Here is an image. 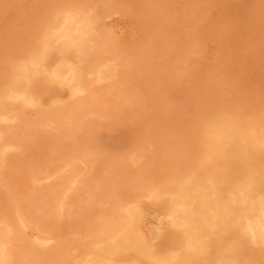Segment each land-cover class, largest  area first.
I'll return each mask as SVG.
<instances>
[{
  "label": "rangeland",
  "instance_id": "1",
  "mask_svg": "<svg viewBox=\"0 0 264 264\" xmlns=\"http://www.w3.org/2000/svg\"><path fill=\"white\" fill-rule=\"evenodd\" d=\"M263 14L264 0H0V264H263L246 230L264 221Z\"/></svg>",
  "mask_w": 264,
  "mask_h": 264
},
{
  "label": "bare ground",
  "instance_id": "2",
  "mask_svg": "<svg viewBox=\"0 0 264 264\" xmlns=\"http://www.w3.org/2000/svg\"><path fill=\"white\" fill-rule=\"evenodd\" d=\"M17 1V0H16ZM29 1V0H28ZM39 1V0H38ZM89 1H91V0H89ZM170 1V0H169ZM172 1V0H171ZM179 1V0H178ZM200 1V0H199ZM205 1V0H204ZM240 1V0H239ZM246 1V0H245ZM14 2H15V0H14ZM32 2H33V0H32ZM45 2V1H44ZM84 2V1H83ZM122 2V1H121ZM208 2V1H207ZM237 2V1H236ZM249 2V1H248ZM261 2V1H260ZM19 3V2H18ZM20 3H21V1H20ZM31 3V2H30ZM53 3V2H52ZM67 3V2H66ZM79 3V2H78ZM95 3V2H94ZM99 3V2H98ZM101 3H102V1H101ZM170 3V2H169ZM189 3V2H188ZM202 3V2H201ZM222 3V2H221ZM243 3V2H242ZM254 3H256L255 1H254ZM253 3V4H254ZM36 4H37V2H36ZM45 4V3H44ZM60 4V3H59ZM73 4H75V3H73ZM174 4H175V2H174ZM180 4V3H179ZM185 4H187V3H185ZM229 4V3H228ZM228 4H226V5H228ZM237 4H239V3H237ZM252 4V3H251ZM259 4H261V3H259ZM95 5V4H94ZM100 5V4H99ZM116 5V4H115ZM141 5V4H140ZM160 5V4H159ZM168 5V4H167ZM170 5H171V3H170ZM219 5V4H218ZM226 5H225V7H226ZM233 5V4H232ZM19 6H20V4H19ZM72 6V5H71ZM81 6V5H80ZM166 6V5H165ZM164 6V7H165ZM186 6V5H185ZM230 6V5H229ZM256 6V5H255ZM52 7V6H51ZM62 7H63V5H62ZM85 7V6H84ZM91 7V6H90ZM92 7H94V6H92ZM96 7V6H95ZM167 7V6H166ZM168 7H169V5H168ZM250 7V6H249ZM256 7H258V6H256ZM256 7H255V9H256ZM47 8V7H46ZM64 8V7H63ZM71 8V7H70ZM69 8V9H70ZM171 8V7H170ZM182 8H183V5H182ZM181 8V9H182ZM186 8H187V6H186ZM16 9H17V7H16ZM58 9V8H57ZM67 9V8H66ZM114 9V8H113ZM206 9V8H205ZM236 9V8H235ZM254 9V8H253ZM254 9V10H255ZM118 10V9H117ZM210 10V9H209ZM228 10V9H227ZM252 10V9H251ZM11 11V10H10ZM81 11H83V10H81ZM99 11H101V9L99 10ZM127 11V10H126ZM164 11V10H163ZM171 11V10H170ZM174 11V10H173ZM178 11V10H177ZM176 11V12H177ZM183 11V10H182ZM206 11V10H205ZM233 11V10H232ZM237 11V10H236ZM248 11V10H247ZM65 12V11H64ZM67 12V11H66ZM103 12V11H102ZM122 12V11H121ZM125 12V11H124ZM218 12V11H217ZM249 12V11H248ZM83 13V12H82ZM99 13V12H98ZM167 13H168V10H167ZM179 13V12H178ZM181 13V12H180ZM12 14V13H11ZM59 14V13H58ZM105 14V13H104ZM166 14V13H165ZM208 14V13H207ZM216 14V13H215ZM224 14V13H223ZM226 14V13H225ZM229 14V13H228ZM227 14V15H228ZM230 14H231V12H230ZM244 14V13H243ZM44 15V14H43ZM103 15V14H102ZM112 15V14H111ZM167 15V14H166ZM182 16H183V14H181ZM218 15V14H217ZM264 15V14H263ZM161 16V15H160ZM173 16V15H172ZM214 16V15H213ZM226 16V15H225ZM224 16V17H225ZM238 16H240V15H238ZM17 17V16H16ZM54 17V16H53ZM103 17V16H102ZM222 17V16H221ZM245 17V16H244ZM36 18V17H35ZM109 18H110V16H109ZM168 18V17H167ZM181 18H183V17H181ZM6 19V18H5ZM237 19V18H236ZM245 19V18H244ZM247 19V18H246ZM32 20V19H31ZM35 20V19H34ZM105 20V19H104ZM107 20V19H106ZM206 20V19H205ZM202 21H204V20H202ZM217 21V20H216ZM246 21V20H245ZM251 21V20H250ZM100 22H102V21H100ZM144 22V21H143ZM161 22V21H160ZM165 22V21H164ZM218 22V21H217ZM223 22V21H222ZM230 22V21H229ZM240 22V21H239ZM34 23V22H33ZM108 23V22H107ZM157 23V22H156ZM155 23V24H156ZM167 23V22H166ZM186 23V22H185ZM199 23V22H198ZM224 23V22H223ZM106 24V23H105ZM111 24V23H110ZM159 24V23H158ZM165 24V23H164ZM169 24V23H168ZM211 24V23H210ZM213 24V23H212ZM217 24V23H216ZM242 24V23H241ZM245 24V23H244ZM132 25H134V23L132 24ZM154 25V24H153ZM183 25V24H182ZM240 25V24H239ZM241 26V25H240ZM243 26V25H242ZM154 27V26H153ZM152 26H151V28H153ZM158 28H159V26H157ZM176 27V26H175ZM249 27V26H248ZM165 28V27H164ZM189 28V27H188ZM208 28V27H207ZM241 28H243V27H241ZM14 29V28H13ZM108 29V28H107ZM136 29V28H135ZM167 29V28H166ZM168 29H169V27H168ZM167 29V30H168ZM203 29V28H202ZM244 30V29H243ZM24 31V30H23ZM119 31V30H118ZM166 31V30H165ZM196 31V30H195ZM2 32V31H1ZM22 32V31H21ZM110 32V31H109ZM115 32V31H114ZM169 32V31H168ZM168 32H165V33H168ZM176 32V31H175ZM244 32V31H243ZM246 32V31H245ZM10 33V32H9ZM160 33V32H159ZM170 33V32H169ZM178 33V32H177ZM224 33V32H223ZM264 33V32H263ZM102 34V33H101ZM213 34V33H212ZM247 34V33H246ZM252 34V33H251ZM12 35V34H11ZM173 35H174V33H173ZM178 35V34H177ZM191 35V34H190ZM18 36V35H17ZM129 36V35H128ZM219 36H221V35H219ZM247 36V35H246ZM21 37V36H20ZM106 37V36H105ZM115 37V36H114ZM151 37V36H150ZM157 37V36H156ZM165 37V36H164ZM163 37V38H164ZM231 37H232V35H231ZM245 37V36H244ZM104 38V37H103ZM194 38V37H193ZM220 38V37H219ZM17 39V38H16ZM23 39V38H22ZM25 39V38H24ZM36 39V38H35ZM87 39V38H86ZM106 39V38H105ZM138 39V38H137ZM152 39V38H151ZM165 39V38H164ZM180 39V38H179ZM209 39V38H208ZM256 39V38H255ZM259 39V38H258ZM103 40V39H102ZM101 40V41H102ZM127 40V39H126ZM131 40V39H130ZM150 40V39H149ZM148 40V41H149ZM156 40H158V39H156ZM171 40V39H170ZM137 41V40H136ZM163 41V40H162ZM167 41V40H166ZM169 41V40H168ZM195 41V40H194ZM250 41V40H249ZM261 41V40H260ZM113 42V41H112ZM132 42V41H131ZM151 42V41H150ZM177 42V41H176ZM183 42V41H182ZM225 42V41H224ZM251 42V41H250ZM90 43V42H89ZM106 43V42H105ZM116 43V42H115ZM159 43H160V41H159ZM235 43V42H234ZM99 45H100V43H98ZM98 44H97V46H98ZM162 44H163V42H162ZM167 43H165V45H166ZM172 44V43H171ZM175 44H177V43H175ZM211 44V43H210ZM224 44V43H223ZM226 44V43H225ZM111 45V44H110ZM110 45L108 46V47H110ZM115 45V44H114ZM113 45V46H114ZM130 45V44H129ZM136 45V44H135ZM151 45H152V42H151ZM164 45V44H163ZM177 45H179V43L177 44ZM250 45V44H249ZM255 45V44H254ZM13 46V45H12ZM124 46V45H123ZM143 46V45H142ZM150 46V45H149ZM162 46V45H161ZM169 46V45H168ZM174 46V45H173ZM185 46V45H184ZM144 47V46H143ZM147 47V46H146ZM188 47V46H187ZM116 48V47H115ZM137 48V47H136ZM156 48V47H155ZM162 48H164L163 46H162ZM165 48H166V46H165ZM170 48V47H169ZM182 48V47H181ZM209 48V47H208ZM239 48V47H238ZM248 48V47H247ZM122 49V48H121ZM142 49V48H141ZM167 49V48H166ZM173 49V48H172ZM179 49V48H178ZM184 49V48H183ZM149 50V49H148ZM161 50V49H160ZM165 50V49H164ZM171 50V49H170ZM245 50V49H244ZM5 51V50H4ZM3 51V52H4ZM74 51V50H73ZM97 51V50H96ZM122 51H124V50H122ZM131 51V50H130ZM138 51V50H137ZM150 51V50H149ZM152 51V50H151ZM169 51V50H168ZM180 51H181V49H180ZM191 51V50H190ZM248 51H250V50H248ZM247 51V52H248ZM256 51V50H255ZM254 51V52H255ZM95 52V51H94ZM101 52V51H100ZM99 52V53H100ZM128 52V51H127ZM132 52V51H131ZM145 52V51H144ZM163 52V51H162ZM170 52V51H169ZM179 52V51H178ZM182 52V51H181ZM192 52H194V51H192ZM196 52V51H195ZM96 53V52H95ZM115 53V52H114ZM118 53V52H117ZM147 53V52H146ZM161 53V52H160ZM221 53V52H220ZM97 54V53H96ZM129 54V53H128ZM139 54V53H138ZM190 54V53H189ZM193 54V53H192ZM229 54V53H228ZM234 54V53H233ZM82 55V54H81ZM111 55V54H110ZM117 55V54H116ZM122 55V54H121ZM124 55V54H123ZM131 55V54H130ZM132 55H135V54H132ZM145 55V54H144ZM149 55V54H148ZM167 55V54H166ZM170 55V54H169ZM258 55V54H257ZM261 55V54H260ZM84 56V55H83ZM96 56V55H95ZM104 56V55H103ZM126 56V55H125ZM128 56V55H127ZM210 56V55H209ZM220 56V55H219ZM5 57V56H4ZM99 57H101V56H99ZM104 57H106V56H104ZM108 57V56H107ZM129 57V56H128ZM140 57V56H139ZM143 57V56H142ZM166 57H168V56H166ZM170 57V56H169ZM186 57V56H185ZM189 57V56H188ZM1 58V57H0ZM119 58V57H118ZM130 58V57H129ZM141 58V57H140ZM144 58V57H143ZM150 58V57H149ZM171 58V57H170ZM232 58V57H231ZM230 58V59H231ZM94 59V58H93ZM98 59V58H97ZM100 59H102V58H100ZM127 59V58H126ZM137 59V58H136ZM136 59H134V60H136ZM152 59V58H151ZM150 59V60H151ZM155 59V58H154ZM207 59V58H206ZM211 59V58H210ZM225 59V58H224ZM244 59V58H243ZM71 60V59H70ZM82 60V59H81ZM106 60H107V58H106ZM112 60V59H111ZM118 60H120V59H118ZM168 60V59H167ZM171 60V59H170ZM188 60V59H187ZM253 60V59H252ZM91 61H92V58H91ZM95 61V60H94ZM99 61V60H98ZM114 61V60H113ZM125 61V60H124ZM140 61V60H139ZM146 61V60H145ZM163 61V60H162ZM189 61V60H188ZM200 61V60H199ZM233 61V60H232ZM142 62V61H141ZM152 62V61H151ZM206 62V61H205ZM212 62V61H211ZM229 62V61H228ZM234 62V61H233ZM242 62V61H241ZM93 63V62H92ZM102 63V62H101ZM100 63V64H101ZM120 63H121V61H120ZM143 63H145V62H143ZM147 63V62H146ZM154 62H152V64H153ZM163 63V62H162ZM209 63V62H208ZM238 63H239V60H238ZM251 63V62H250ZM254 63V62H253ZM252 63V64H253ZM91 64V63H90ZM130 64V63H129ZM157 64V63H156ZM171 64V63H170ZM187 64V63H186ZM185 64V65H186ZM255 64V63H254ZM95 65V64H94ZM116 65V64H115ZM140 65H142V64H140ZM162 65V64H161ZM161 65H159V66H161ZM184 65V64H183ZM198 65V64H197ZM90 66H93L92 64L90 65ZM139 66V65H138ZM144 66V65H143ZM163 66V65H162ZM175 66V65H174ZM180 66V65H179ZM190 66V65H189ZM224 66V65H223ZM240 66V65H239ZM238 66V67H239ZM156 67V66H155ZM85 68H86V65H85ZM89 68V67H88ZM133 68H134V66H133ZM145 68V67H144ZM157 68V67H156ZM159 68V67H158ZM182 68V67H181ZM256 68V67H255ZM95 69V68H94ZM122 69V68H121ZM132 69V68H131ZM88 70V69H87ZM136 70H138V69H136ZM152 70H155V68L154 69H152ZM174 70V69H173ZM173 70H172V72H173ZM219 70V69H218ZM234 70V69H233ZM119 71V70H118ZM125 71V70H124ZM238 71V70H237ZM242 71V70H241ZM153 72V71H152ZM168 72V71H167ZM198 72L199 71H197L196 73H197V75H198ZM231 72V71H230ZM234 72V71H233ZM105 73V72H104ZM142 73V72H141ZM169 73V72H168ZM171 73V72H170ZM209 73V72H208ZM87 74V73H86ZM94 74H95V72H94ZM144 74V73H143ZM119 75V74H118ZM135 75V74H134ZM134 75H132V77L134 76ZM145 75V74H144ZM149 75V74H148ZM160 75V74H159ZM174 75V74H173ZM173 75H171V76H173ZM239 75H241V74H239ZM146 76V75H145ZM152 76H153V74H152ZM177 76V75H176ZM86 77V76H85ZM107 77H108V75H107ZM141 77V76H140ZM163 77V76H162ZM164 77H166V76H164ZM163 77V78H164ZM119 78V77H118ZM128 78H130V77H128ZM127 78V79H128ZM145 78V77H144ZM175 78V77H174ZM195 78H197V77H195ZM93 79V78H92ZM126 79V78H125ZM90 80V79H89ZM111 80V79H110ZM145 80V79H144ZM148 80V79H147ZM87 81V80H86ZM92 81V80H91ZM95 81H96V79H95ZM114 81V80H113ZM192 81V80H191ZM202 81V80H201ZM235 81V80H234ZM248 81V80H247ZM132 82H134V80L132 81ZM151 82V81H150ZM156 82V81H155ZM5 83V82H4ZM35 83V82H34ZM88 83V82H87ZM109 83H110V81H109ZM119 83V82H118ZM137 83V82H136ZM142 83V82H141ZM140 83V84H141ZM157 83V82H156ZM159 83V82H158ZM161 83V82H160ZM242 83V82H241ZM89 84V83H88ZM93 84V83H92ZM123 84V83H122ZM131 84H133V83H131ZM151 84V83H150ZM149 84V85H150ZM46 85V84H45ZM135 85V84H134ZM155 85V84H154ZM153 85V86H154ZM156 85H158V84H156ZM160 85V84H159ZM34 86V85H33ZM133 86V85H132ZM139 86V85H138ZM203 86V85H202ZM214 86V85H213ZM228 86V85H227ZM246 86V85H245ZM35 87H36V85H35ZM49 87V86H48ZM57 87V86H56ZM84 87V86H83ZM96 87V86H95ZM114 87H116V86H114ZM119 87V86H118ZM122 87V86H121ZM2 88V87H1ZM0 88V89H1ZM37 88V87H36ZM135 88V87H134ZM142 88V87H141ZM229 88H231V87H229ZM236 88V87H235ZM92 89V88H91ZM124 89H125V87H124ZM123 89V90H124ZM127 89V88H126ZM129 89V88H128ZM131 89V88H130ZM136 90V89H135ZM161 90V89H160ZM219 90H220V88H219ZM225 90V89H224ZM29 91V90H28ZM34 91H35V89H34ZM98 91H99V89H98ZM115 91H116V89H115ZM125 91H127V90H125ZM132 91V90H131ZM159 91V90H158ZM209 91V90H208ZM241 91V90H240ZM36 92V91H35ZM88 92H90V91H88ZM124 92V91H123ZM136 92H138V91H136ZM230 92V91H229ZM233 92V91H232ZM5 93V92H4ZM91 93V92H90ZM117 93V92H116ZM127 93H128V91H127ZM140 93V92H139ZM157 93V92H156ZM166 93V92H165ZM247 93V92H246ZM147 94V93H146ZM159 94H161V92L159 93ZM1 95V94H0ZM42 95V94H41ZM102 95V94H101ZM136 95V94H135ZM144 95V94H143ZM165 95V94H164ZM262 95V94H261ZM49 96V95H48ZM92 96H93V94H92ZM91 96V97H92ZM133 96H134V94H133ZM133 96H131V97H133ZM153 96H155V95H153ZM162 96V95H161ZM88 97V96H87ZM98 97V96H97ZM128 97V96H127ZM126 97V98H127ZM141 97V96H140ZM163 97V96H162ZM242 97V96H241ZM245 97V96H244ZM89 98V97H88ZM94 98V97H93ZM154 98V97H153ZM152 98V99H153ZM160 98V97H159ZM114 99V98H113ZM133 99V98H132ZM137 99V98H136ZM142 99V98H141ZM246 99V98H245ZM251 99V98H250ZM262 99V98H261ZM117 100V99H116ZM124 100V99H123ZM123 100H122V102H123ZM163 100V99H162ZM247 100H249V99H247ZM43 101V100H42ZM100 101V100H99ZM103 101V100H102ZM113 101V100H112ZM127 101H128V99H127ZM130 101V100H129ZM137 101V100H136ZM164 101V100H163ZM234 101V100H233ZM87 102V101H86ZM105 102H107V101H105ZM104 102V103H105ZM135 102V101H134ZM139 102V101H138ZM144 102V101H143ZM7 103V102H6ZM6 103H4V104H6ZM110 103V102H109ZM119 103V102H118ZM137 103V102H136ZM154 103V102H153ZM165 103V102H164ZM236 103H238V102H236ZM73 104V103H72ZM79 104H80V102H79ZM89 104V103H88ZM113 104V103H112ZM116 104V103H115ZM123 104H124V102H123ZM139 104V103H138ZM137 104V105H138ZM147 104V103H146ZM3 105V104H2ZM96 105V104H95ZM102 104L100 103V106H101ZM117 105H119V104H117ZM120 105H121V103H120ZM151 105V104H150ZM237 105V104H236ZM242 105V104H241ZM248 105H249V103H248ZM76 106V105H75ZM79 106V105H78ZM113 106V105H112ZM147 106V105H146ZM71 107V106H70ZM81 107V106H80ZM116 107V106H115ZM121 107H123V106H121ZM125 107V106H124ZM127 107V106H126ZM134 107V106H133ZM143 107V106H142ZM239 107V106H238ZM249 107V106H248ZM3 108V107H2ZM75 108V107H74ZM85 108V107H84ZM88 108V107H87ZM103 108V107H102ZM118 108H119V106H118ZM147 108V107H146ZM150 108V107H149ZM170 108V107H169ZM245 108V107H244ZM82 109V108H81ZM99 109H101L100 107H99ZM123 109V108H122ZM125 109V108H124ZM136 109V108H135ZM174 109V108H173ZM246 109V108H245ZM244 109V110H245ZM264 109V108H263ZM16 110V109H15ZM14 110V111H15ZM69 110H70V108H69ZM68 110V111H69ZM80 110V109H79ZM88 110V109H87ZM129 110V109H128ZM141 110V109H140ZM143 110V109H142ZM176 110V109H175ZM237 110V109H236ZM2 111H3V109H2ZM10 111V110H9ZM19 111V110H18ZM24 111V110H23ZM60 111V110H59ZM119 111V110H118ZM126 111V110H125ZM170 111V110H169ZM235 111V110H234ZM233 111V112H234ZM16 112H17V110H16ZM26 112V111H25ZM67 112V111H66ZM65 112V113H66ZM70 112V111H69ZM86 112V111H85ZM102 112V111H101ZM107 112V111H106ZM111 112H113V110L111 111ZM122 112V111H121ZM128 112V111H127ZM130 112H132L131 110H130ZM239 112V111H238ZM237 112V113H238ZM1 113V112H0ZM18 113V112H17ZM51 113V112H50ZM64 113V112H63ZM73 113V112H72ZM75 113V112H74ZM87 113V112H86ZM108 113V112H107ZM119 113V112H118ZM5 114V113H4ZM20 114V113H19ZM53 114V113H52ZM77 114V113H76ZM83 114V113H82ZM110 114V113H109ZM117 114V113H116ZM173 114V113H172ZM241 114V113H240ZM1 115V114H0ZM9 115V114H8ZM14 115V114H13ZM29 115V114H28ZM57 115V114H56ZM67 115V114H66ZM78 115V114H77ZM79 115H81V113L79 114ZM93 115V114H92ZM169 115V114H168ZM17 116V115H16ZM30 116V115H29ZM105 116V115H104ZM104 116H102L103 118H104ZM167 116V115H166ZM21 117V116H20ZM44 118H46L45 116H43ZM49 117H51V116H49ZM63 117H65V116H63ZM62 117V118H63ZM106 117V116H105ZM34 118V117H33ZM61 118V117H60ZM66 118H67V116H66ZM69 118V117H68ZM72 118V117H71ZM77 118H79V116L77 117ZM81 118V117H80ZM117 118H118V116H117ZM30 119V118H29ZM39 119V118H38ZM83 119H84V117H83ZM101 119V118H100ZM37 120V119H36ZM40 120V119H39ZM52 120V119H51ZM60 120V119H59ZM78 120V119H77ZM85 120V119H84ZM113 120V119H112ZM21 121V120H20ZM30 121V120H29ZM32 121V120H31ZM90 121V120H89ZM92 121H94V120H92ZM96 121V120H95ZM98 121V120H97ZM97 121H96V123H97ZM110 121V120H109ZM57 122H58V120H57ZM80 122V124H81V122L82 121H79ZM26 123V122H25ZM46 123V122H45ZM55 123V122H54ZM63 123V122H62ZM102 123H104V122H102ZM22 125H23V123H21ZM32 124V123H31ZM41 124H43V122L41 123ZM57 124V123H56ZM94 124H95V122H94ZM94 124H92V126L94 125ZM97 124H99V123H97ZM105 124V123H104ZM117 124V123H116ZM27 125V124H26ZM76 125V124H75ZM133 125V124H132ZM4 126V125H3ZM6 126V125H5ZM16 126V125H15ZM15 126H13V127H15ZM34 126H35V123H34ZM87 126V125H86ZM86 126H85V128H86ZM88 126H89V123H88ZM97 126V125H96ZM10 127H12V126H10ZM12 127V128H13ZM27 127V126H26ZM31 127V126H30ZM29 127V128H30ZM58 127V126H57ZM67 127H69V129H70V126H67ZM76 127V126H75ZM74 127V128H75ZM22 128V127H21ZM36 128H38V126L36 127ZM35 128V129H36ZM61 128V127H60ZM65 128V127H64ZM72 128H73V126H72ZM77 128V127H76ZM84 128V127H83ZM82 128V129H83ZM88 128V127H87ZM94 128V127H93ZM2 129V128H1ZM5 129H7V128H5ZM11 129V128H10ZM14 129V128H13ZM20 129V128H19ZM32 129V128H31ZM56 129V128H55ZM58 129V128H57ZM149 129V128H148ZM9 130V129H8ZM30 130V129H29ZM28 130V131H29ZM80 130V129H79ZM130 130V129H129ZM134 130H136V128L134 129ZM3 131V130H2ZM23 131H25V130H23ZM38 131H41V130H38ZM42 131H43V129H42ZM47 131V130H46ZM87 131H89V130H87ZM171 131V130H170ZM5 132V131H4ZM12 132V131H11ZM18 132V131H17ZM21 132V131H20ZM31 132V131H30ZM45 132V131H44ZM61 132V131H60ZM69 132H71V131H69ZM83 132V131H82ZM123 132V131H122ZM166 132V131H165ZM7 133V132H6ZM23 133V132H22ZM28 133V132H27ZM37 133V132H36ZM85 133H87V132H85ZM84 133V134H85ZM90 133V132H89ZM142 133V132H141ZM168 133H170V132H168ZM25 134V133H24ZM54 134V133H53ZM56 134V133H55ZM54 134V135H55ZM68 134H70V133H68ZM140 134V133H139ZM164 134V133H163ZM5 135H7V134H5ZM8 135H10V134H8ZM37 135H39L38 133L36 134V136ZM75 135H76V133H75ZM80 135V134H79ZM91 136H93L92 134H90ZM122 135V134H121ZM162 135V134H161ZM170 135V134H169ZM41 136V135H40ZM48 136V135H47ZM46 136V137H47ZM60 136V135H59ZM62 136V135H61ZM72 136V135H71ZM88 136H89V134H88ZM5 137V136H4ZM104 137V136H103ZM162 137V136H161ZM171 137V136H170ZM181 137V136H180ZM15 138H16V136H15ZM74 138V137H73ZM72 138V139H73ZM174 138V137H173ZM12 139V138H11ZM29 139V137H27V140ZM34 139H35V136H34ZM40 139V138H39ZM43 139V138H42ZM45 139V138H44ZM15 140V139H14ZM13 139H12V141H14ZM21 140V139H20ZM182 140V139H181ZM180 140V141H181ZM11 141V140H10ZM11 141V142H12ZM24 141V140H23ZM29 141V140H28ZM33 141V140H32ZM31 141V142H32ZM43 141V140H42ZM42 141L40 142V144L41 145H43L42 144ZM46 141H47V138H46ZM78 141V140H77ZM80 141H82V140H80ZM124 141H126V140H124ZM171 141V140H170ZM179 141V142H180ZM3 142H4V140H3ZM3 142H1V144H4ZM6 142V141H5ZM48 142V141H47ZM47 142H46V144H47ZM62 142H65V141H62ZM69 142V141H68ZM67 142V143H68ZM79 142V141H78ZM114 142V141H113ZM119 142V141H118ZM117 142V143H118ZM33 143V142H32ZM49 143V142H48ZM83 143V142H82ZM115 143V142H114ZM112 144V145H115V144ZM166 143V142H165ZM181 143V142H180ZM18 144V143H17ZM29 144V143H28ZM38 144V143H37ZM54 144V143H53ZM63 144V143H62ZM66 144V143H65ZM75 144V143H74ZM18 145H20V142H19V144ZM57 145V144H56ZM83 145V144H82ZM150 145V144H149ZM148 145V146H149ZM172 145H173V143H172ZM177 145H179V144H177ZM176 145V146H177ZM17 146V145H16ZM25 146V145H24ZM60 146V145H59ZM64 146H66V145H64ZM75 146V145H74ZM80 146V145H79ZM85 146H87V144H85ZM144 146V145H143ZM176 146H175V148H176ZM1 147V146H0ZM27 147V146H26ZM42 147V146H41ZM40 147V148H41ZM44 147V146H43ZM47 147V146H46ZM61 147V146H60ZM62 147H63V145H62ZM67 148H68V146H66ZM73 147V146H72ZM84 147V146H83ZM100 147V146H99ZM169 147V146H168ZM25 148V147H24ZM73 148H75V147H73ZM72 148V149H73ZM78 148V147H77ZM82 148V147H81ZM118 148V147H117ZM144 148H146V147H144ZM148 148V147H147ZM146 148V149H147ZM178 148V147H177ZM184 148V147H183ZM190 148V147H189ZM72 149H70V150H72ZM92 149V148H91ZM97 149V148H96ZM99 149V148H98ZM127 149V148H126ZM130 149V148H129ZM149 149V148H148ZM158 149V148H157ZM23 150V149H22ZM25 150V149H24ZM38 150V149H37ZM41 150V149H40ZM54 150V149H53ZM114 150V149H113ZM141 150V149H140ZM139 150V151H140ZM185 150H186V148H185ZM190 150V149H189ZM25 151H27V150H25ZM42 151V150H41ZM51 151H52V149H51ZM50 151V152H51ZM55 151V150H54ZM57 151V150H56ZM65 151H67V150H65ZM65 151H63V152H65ZM69 151V150H68ZM88 151V150H87ZM101 151V150H100ZM120 151V150H119ZM122 151V150H121ZM145 151V150H144ZM168 151V150H167ZM38 152V151H37ZM44 152H45V150H44ZM50 152H48V153H50ZM61 152V151H60ZM70 152V151H69ZM126 152V151H125ZM147 152H148V150H147ZM154 152V151H153ZM180 152V151H179ZM23 153V152H22ZM34 153H35V151H34ZM47 153V154H48ZM52 153H54V152H52ZM57 153H59V152H57ZM68 153V152H67ZM75 153V152H74ZM105 153V152H104ZM122 153V152H121ZM146 153V152H145ZM165 153V152H164ZM182 153V152H181ZM180 153V154H181ZM64 154V153H63ZM85 154V153H84ZM149 154V157H150V153H148ZM155 154V153H154ZM153 154V155H154ZM166 154V153H165ZM172 154H174V153H172ZM189 154H190V152H189ZM14 155H16V154H14ZM17 155H19V154H17ZM22 155V154H21ZM35 155V154H34ZM56 155V154H55ZM61 155V154H60ZM77 155V154H76ZM79 155V154H78ZM130 155V154H129ZM8 156V155H7ZM7 156H5V157H7ZM50 156H52V155H50ZM49 156V157H50ZM67 156V155H66ZM105 156V155H104ZM187 156H188V154H187ZM30 157V156H29ZM83 158L85 157L84 155L82 156ZM148 157V156H147ZM169 157V156H168ZM174 157V156H173ZM191 157V156H190ZM12 158H13V156H12ZM19 158H20V156H19ZM47 158V157H46ZM51 158V157H50ZM49 158V159H50ZM60 158V157H59ZM68 159L70 158V156L69 157H67ZM79 158H80V156H79ZM78 158V159H79ZM151 158V157H150ZM7 159V158H6ZM9 159V158H8ZM17 159V158H16ZM34 159V158H33ZM33 159H31V160H33ZM45 159V158H44ZM61 159H62V157H61ZM66 159V158H65ZM76 159V158H75ZM149 159V158H148ZM181 159V158H180ZM21 160H22V158H21ZM25 160V159H24ZM28 160H30L29 158H28ZM60 160V159H59ZM127 160V159H126ZM187 160V159H186ZM20 161V160H19ZM47 161V160H46ZM58 161V160H57ZM56 161V162H57ZM83 161H85V160H83ZM90 161V160H89ZM93 161V160H92ZM151 161V160H150ZM169 161V160H168ZM189 161V160H188ZM7 162V161H6ZM61 162V161H60ZM122 162H124V159H123V161ZM144 162H145V160H144ZM143 162V163H144ZM161 162V161H160ZM170 162V161H169ZM180 162V161H179ZM10 163V162H9ZM22 162H20V164H21ZM26 163V162H25ZM46 163V162H45ZM48 163V162H47ZM58 163V162H57ZM147 163V162H146ZM151 163V162H150ZM154 163H155V161H154ZM183 163V162H182ZM185 163H186V161H185ZM13 164V163H12ZM34 164V163H33ZM64 164V163H63ZM80 164V163H79ZM89 164V163H88ZM95 164V163H94ZM145 164V163H144ZM176 164H177V162H176ZM179 164V163H178ZM14 165V164H13ZM30 165V164H29ZM47 165V164H46ZM53 165V164H52ZM77 165V164H76ZM153 165V164H152ZM156 165V164H155ZM158 165V164H157ZM170 165V164H169ZM180 165V164H179ZM236 165H238V164H236ZM1 166V165H0ZM21 166V165H20ZM20 166H19V168H20ZM24 166V165H23ZM28 166V165H27ZM35 166V165H34ZM33 166V167H34ZM75 166V165H74ZM91 166V165H90ZM116 166V165H115ZM176 166V165H175ZM6 167H7V164H6ZM10 167V166H9ZM22 167V166H21ZM39 167V166H38ZM43 167V166H42ZM48 167V166H47ZM85 167V166H84ZM87 167V166H86ZM140 167V166H139ZM148 167V166H147ZM184 167V166H183ZM186 167V166H185ZM4 168V167H3ZM16 168V167H15ZM44 168V167H43ZM46 168V167H45ZM65 168V167H64ZM80 168H82V167H80ZM116 168V167H115ZM149 168V167H148ZM179 168V167H178ZM238 168V167H237ZM236 168V169H237ZM63 169V168H62ZM75 169V168H74ZM85 169V168H84ZM145 169V168H144ZM150 169V168H149ZM16 170V169H15ZM21 170V169H20ZM23 170V169H22ZM52 170V169H51ZM79 170V169H78ZM134 170V169H133ZM162 170V169H161ZM1 171H4V169L3 170H1ZM27 171V170H26ZM35 171V170H34ZM37 171V170H36ZM85 171V170H84ZM89 171V170H88ZM179 171V170H178ZM184 171V170H183ZM239 171V170H238ZM11 172V171H10ZM19 172V171H18ZM20 172H22V171H20ZM29 172H30V170H29ZM86 172V171H85ZM7 173V172H6ZM16 173V172H15ZM28 173V172H27ZM35 173V172H34ZM47 173V172H46ZM72 173V172H71ZM80 173V172H79ZM234 173V172H233ZM37 174V173H36ZM64 174V173H63ZM88 174V173H87ZM86 174V175H87ZM94 174V173H93ZM178 174V173H177ZM237 174V173H236ZM11 175V174H10ZM30 175V174H29ZM35 175V174H34ZM74 175V174H73ZM73 175H71V177L73 176ZM103 175V174H102ZM2 176V175H1ZM4 176H6V175H4ZM9 176V175H8ZM37 176V175H36ZM62 176V175H61ZM66 176V175H65ZM88 176H89V174H88ZM174 176V175H173ZM46 177V176H45ZM64 177V176H63ZM70 177V179H74L73 177L71 178ZM85 177V176H84ZM175 177V176H174ZM21 178H23V177H21ZM28 178V177H27ZM36 178V177H35ZM77 178V177H76ZM75 178V179H76ZM95 178V177H94ZM220 178V177H219ZM228 178V177H227ZM30 179V178H29ZM55 179V178H54ZM59 179V178H58ZM66 179V178H65ZM70 179H69V181H70ZM92 179H93V177H92ZM123 179V178H122ZM57 180V179H56ZM145 180V179H144ZM152 180H154V179H152ZM175 180V179H174ZM25 181V180H24ZM27 181H28V179H27ZM30 181V180H29ZM62 181V180H61ZM85 181V180H84ZM83 181V182H84ZM220 181V180H219ZM7 182V181H6ZM26 182V181H25ZM91 181H89V183H90ZM93 182V181H92ZM91 182V183H92ZM135 182V181H134ZM27 183V182H26ZM60 183V182H59ZM58 183V184H59ZM73 183H74V181H73ZM79 183V182H78ZM77 183V184H78ZM89 183H88V185H89ZM123 183V182H122ZM138 183V182H137ZM4 184H6V183H4ZM4 184H3V186H4ZM19 184H20V182H19ZM51 184V183H50ZM50 184H48V185H50ZM139 184V183H138ZM156 184V183H155ZM61 185V184H60ZM66 185V184H65ZM64 185V186H65ZM69 185V184H68ZM71 185V184H70ZM74 185V184H73ZM84 185V184H83ZM85 185H87V184H85ZM103 185V184H102ZM135 185V184H134ZM137 185V184H136ZM145 185V184H144ZM7 186H10V185H7ZM12 186V185H11ZM30 186V185H29ZM28 186V187H29ZM52 186V185H51ZM72 186V185H71ZM219 186V185H218ZM43 187V186H42ZM41 187V188H42ZM46 187V186H45ZM48 187V186H47ZM60 187V186H59ZM80 187V186H79ZM84 187V186H83ZM142 187V186H141ZM145 187V186H144ZM13 188V187H12ZM49 188V187H48ZM57 188V187H56ZM75 188V187H74ZM3 189V188H2ZM34 189V188H33ZM64 189V188H63ZM105 189V188H104ZM122 189V188H121ZM166 189V188H165ZM223 189V188H222ZM4 190V189H3ZM71 190V189H70ZM74 190V189H73ZM72 190V191H73ZM77 190V189H76ZM87 190V189H86ZM86 190H85V192H86ZM219 190V189H218ZM227 190V189H226ZM10 191V190H9ZM14 191V190H13ZM31 191V190H30ZM45 191V190H44ZM59 191V190H58ZM77 191H79V190H77ZM104 191V190H103ZM124 191V190H123ZM128 191H130L129 189H128ZM171 191V190H170ZM173 191V190H172ZM5 192V191H4ZM26 192V191H25ZM25 192H23V193H25ZM55 192V191H54ZM60 192H61V190H60ZM65 192V191H64ZM132 192V191H131ZM2 193V192H1ZM13 193V192H12ZM32 193V192H31ZM45 193H46V191H45ZM49 193V192H48ZM68 193H69V191H68ZM127 193V192H126ZM219 193H220V191H219ZM29 195H30V193H28ZM28 194H27V196H28ZM39 194V193H38ZM55 194V193H54ZM57 194V193H56ZM63 194V193H62ZM77 194V193H76ZM80 195H82L81 193H79ZM113 194V193H112ZM2 195V194H1ZM17 195V194H16ZM20 195H21V192H20ZM37 195V194H36ZM40 195V194H39ZM50 195H51V193H50ZM71 195H72V193H71ZM84 195V194H83ZM86 195H87V193H86ZM92 196H93V194H91ZM111 195V194H110ZM3 196V195H2ZM7 196V195H6ZM6 196L4 197V198H6ZM14 196V195H13ZM22 196V195H21ZM24 196V195H23ZM23 196L22 197H19V198H23ZM54 196V195H53ZM69 196V195H68ZM91 196V197H92ZM103 196V195H102ZM124 196H126V194L124 195ZM221 196V195H220ZM45 197V196H44ZM54 197H57V196H54ZM60 197V196H59ZM62 197V196H61ZM71 197V196H70ZM80 197V196H79ZM18 198V197H17ZM46 198V197H45ZM72 198V197H71ZM90 198V197H89ZM120 198V197H119ZM133 198V197H132ZM63 199H65V198H63ZM94 199V198H93ZM2 200V199H1ZM0 200V201H1ZM17 200V199H16ZM20 200H22V199H20ZM28 200V199H27ZM30 200V199H29ZM67 200V199H66ZM71 200V199H70ZM76 200V199H75ZM82 200V199H81ZM95 200V199H94ZM103 201H104V199H102ZM105 200H106V198H105ZM139 200V199H138ZM137 200V201H138ZM64 201V200H63ZM74 201V200H73ZM79 201V200H78ZM85 201V200H84ZM83 201V202H84ZM134 201V200H133ZM152 201V200H151ZM9 202V201H8ZM8 202H7V204H8ZM60 202V201H59ZM70 202V201H69ZM95 202V201H94ZM129 202H131V201H129ZM3 203V202H2ZM18 203V202H17ZM21 203H23L22 201H21ZM20 203V204H21ZM24 203H26V202H24ZM46 203V202H45ZM44 203V204H45ZM54 203V202H53ZM72 203V202H71ZM80 203H81V201H80ZM91 203V202H90ZM97 203V202H96ZM99 203V202H98ZM110 203V202H109ZM150 203V202H149ZM1 204V203H0ZM37 204H39V202L37 203ZM43 204V205H44ZM57 204V203H56ZM64 204V203H63ZM67 205H68V201H67V203H66ZM70 204V203H69ZM86 204V203H85ZM93 204V203H92ZM143 204V203H142ZM3 205H4V203H3ZM49 205V204H48ZM54 205V204H53ZM65 205V204H64ZM66 205V206H67ZM73 205V204H72ZM94 205V204H93ZM101 205V204H100ZM2 206V205H1ZM8 206V205H7ZM26 206V205H25ZM45 206V205H44ZM92 206V205H91ZM97 206H98V204H97ZM96 206V207H97ZM113 206V205H112ZM163 206V205H162ZM11 207V206H10ZM20 207V206H19ZM37 207V206H36ZM57 207V206H56ZM65 207V206H64ZM72 207H74V206H72ZM101 207H102V205H101ZM154 207V206H153ZM24 208V207H23ZM27 208V207H26ZM42 208V207H41ZM89 208V207H88ZM106 208V207H105ZM113 208V207H112ZM161 208V207H160ZM7 209V208H6ZM12 209V208H11ZM47 209V208H46ZM54 209V208H53ZM59 209V208H58ZM62 210H63V208H61ZM68 209H69V207H68ZM76 209V208H75ZM15 210V209H14ZM38 210V209H37ZM48 210V209H47ZM55 210V209H54ZM81 210H83V208L81 209ZM86 210V209H85ZM98 210H100V209H98ZM102 210H103V208H102ZM9 211H11V210H9ZM50 211V210H49ZM75 211V210H74ZM73 211V212H74ZM79 211V210H78ZM151 211V210H150ZM156 211H157V209H156ZM1 212V211H0ZM33 212V211H32ZM70 212V211H69ZM76 212H77V210H76ZM93 212V211H92ZM105 212V211H104ZM3 213V212H2ZM24 213V212H23ZM50 213H52V212H50ZM54 213V212H53ZM65 214H66V212H64ZM85 213V212H84ZM87 213H89V212H87ZM94 213V212H93ZM93 213H92V215H93ZM96 213V212H95ZM8 214V213H7ZM26 214V213H25ZM34 214V213H33ZM59 214H61V212L59 213ZM91 214V213H90ZM89 214V215H90ZM97 214V213H96ZM112 214V213H111ZM35 215V214H34ZM46 215H48V213L46 214ZM67 215V214H66ZM72 215V214H71ZM83 215V214H82ZM174 215V214H173ZM263 215H264V211H263ZM14 216V215H13ZM21 216H23V215H21ZM43 216V215H42ZM50 216V215H49ZM57 216V215H56ZM59 216V215H58ZM80 216V215H79ZM98 216V215H97ZM101 216H102V214H101ZM159 216H160V214H159ZM190 216V215H189ZM32 217V216H31ZM52 217V216H51ZM68 217V216H67ZM3 218H5L6 219V217H3ZM3 218H2V220H3ZM9 218H10V216H9ZM25 218V217H24ZM45 218V217H44ZM48 218V217H47ZM70 218V217H69ZM68 218V219H69ZM84 218V217H83ZM93 218H94V216H93ZM143 218V217H142ZM150 218V217H149ZM172 218V217H171ZM195 218V217H194ZM34 219V218H33ZM38 219V218H37ZM50 219V218H49ZM54 219V218H53ZM114 219V218H113ZM151 219V218H150ZM149 219V220H150ZM157 219V218H156ZM7 220V219H6ZM5 220V221H6ZM21 220H23V219H21ZM78 220V219H77ZM95 220V219H94ZM162 220V219H161ZM173 220V219H172ZM4 221V222H5ZM8 221V220H7ZM35 221V220H34ZM46 221V220H45ZM57 221V220H56ZM65 221V220H64ZM70 221V220H69ZM89 221V220H88ZM0 222H1V220H0ZM3 222V221H2ZM3 222V223H4ZM38 222H40V221H38ZM71 222V221H70ZM78 222V221H77ZM80 222H82V221H80ZM152 222V221H151ZM7 223H9V221L7 222ZM6 223V224H7ZM25 223V222H24ZM72 223V222H71ZM92 223V222H91ZM149 223V222H148ZM155 223V222H154ZM158 223V222H157ZM17 224V223H16ZM35 224V223H34ZM56 224V223H55ZM63 224V223H62ZM150 224V223H149ZM152 224V223H151ZM168 224V223H167ZM13 225V224H12ZM54 225V224H53ZM72 225H75V224H72ZM81 225V224H80ZM164 225V224H163ZM16 226V225H15ZM36 226V225H35ZM43 226H45V225H43ZM57 226V225H56ZM69 226H71L70 224H69ZM85 226V225H84ZM149 226H151V225H149ZM148 226V227H149ZM246 226H247V233L248 234H252V235H254V236H256V235H261V233L264 235V221L262 222V220H259V219H256V220H254L252 223H249V225H247L246 224ZM12 227V226H11ZM24 227V226H23ZM27 227V226H26ZM53 227V226H52ZM76 227V226H75ZM9 228H10V226H9ZM16 228V227H15ZM18 228V227H17ZM27 228H29V227H27ZM51 228V227H50ZM70 228V227H69ZM72 228H73V226H72ZM78 229V228H77ZM79 229H80V227H79ZM167 229V228H166ZM9 230H11V229H9ZM17 230V229H16ZM20 230V229H19ZM63 230V229H62ZM60 231V230H59ZM71 231V230H70ZM69 231V232H70ZM74 231V230H73ZM28 232V231H27ZM26 232V233H27ZM34 232V231H33ZM52 232V231H51ZM50 232V233H51ZM76 232V231H75ZM74 232V233H75ZM85 232V231H84ZM11 233V232H10ZM20 233V232H19ZM38 233V232H37ZM45 233V232H44ZM48 233V232H47ZM134 233V232H133ZM171 233V232H170ZM178 233V232H177ZM23 234V233H22ZM25 234V233H24ZM67 234H68V232H67ZM66 234V235H67ZM86 234V233H85ZM11 235V234H10ZM14 235H15V233H14ZM30 235V234H29ZM177 235V234H176ZM62 236V235H61ZM65 236V235H64ZM165 236H167V235H165ZM33 237H36V236H33ZM74 237H76V236H74ZM174 237V236H173ZM6 238V237H5ZM9 238V237H8ZM11 238V237H10ZM37 238V237H36ZM68 238V237H67ZM72 238V237H71ZM22 239V238H21ZM20 239V240H21ZM34 239V238H33ZM41 239V238H40ZM60 239H63V238H61L60 237ZM92 239V238H91ZM166 239H168V237L166 238ZM173 239V238H172ZM6 240V239H5ZM17 240V239H16ZM30 240V239H29ZM37 240H38V238H37ZM59 240V239H58ZM179 240V239H178ZM9 241V240H8ZM18 241H19V239H18ZM57 241V240H56ZM65 241V240H64ZM76 241V240H75ZM10 242V241H9ZM15 242V241H14ZM167 242V241H166ZM4 243V242H3ZM8 243V242H7ZM6 243V244H7ZM18 243H20V242H18ZM27 243V242H26ZM50 243V242H49ZM161 243H163V241L161 242ZM16 244V243H15ZM29 244V243H28ZM27 244V245H28ZM56 244V243H55ZM218 244V243H217ZM10 245H12L11 243H10ZM57 245V244H56ZM180 245V244H179ZM8 246V245H7ZM25 247H26V245H25ZM60 247V246H59ZM217 247V246H216ZM4 248H6V247H4ZM22 248V247H21ZM27 248H31V246L30 247H27ZM53 248V247H52ZM159 248V247H158ZM179 248V247H178ZM8 249V248H7ZM11 249V248H10ZM13 249V248H12ZM16 249V248H15ZM15 249H13V250H15ZM23 249V248H22ZM46 249V248H45ZM55 249V248H54ZM24 250V249H23ZM49 250V249H48ZM158 250V249H157ZM176 250H177V248H176ZM11 251V250H10ZM21 251V250H20ZM26 251V250H25ZM44 251V250H43ZM58 251V250H57ZM215 251V250H214ZM21 253V252H20ZM36 253H37V251H36ZM48 253V252H47ZM57 253V252H56ZM82 253V252H81ZM238 253V252H237ZM255 253V252H254ZM50 254V253H49ZM79 254V253H78ZM161 254V253H160ZM248 254V253H247ZM260 254V253H259ZM46 255V254H45ZM245 255V254H244ZM263 255H264V252H263ZM22 256V255H21ZM28 256V255H27ZM58 255H56V257H57ZM63 256V255H62ZM249 256V255H248ZM30 257V256H29ZM242 257V256H241ZM240 257V258H241ZM251 257V256H250ZM24 258H25V255H24ZM78 258V257H77ZM259 258V257H258ZM260 258H261V255H260ZM14 259V258H13ZM16 259V258H15ZM14 259V260H15ZM185 259V258H184ZM246 259V258H245ZM74 260V259H73ZM156 260V259H155ZM159 260V259H158ZM243 260V259H242ZM249 260H250V258H249ZM248 260V261H249ZM254 260H255V258H254ZM29 261H30V259H29ZM187 261V260H186ZM261 261V260H260ZM16 262V261H15ZM41 262V261H40ZM82 262V261H81ZM155 262V261H154ZM240 262V261H239ZM257 262V261H256ZM258 262H259V260H258ZM38 263V262H37ZM64 263V262H63ZM112 263V262H111ZM242 263V262H241ZM250 263V262H249ZM253 263V262H252ZM17 264V263H16ZM30 264H32V263H30ZM39 264V263H38ZM66 264V263H65ZM196 264V263H195ZM199 264V263H198ZM201 264V263H200ZM261 264V263H260ZM264 264V263H263Z\"/></svg>",
  "mask_w": 264,
  "mask_h": 264
}]
</instances>
